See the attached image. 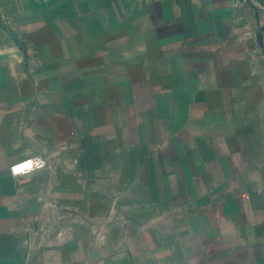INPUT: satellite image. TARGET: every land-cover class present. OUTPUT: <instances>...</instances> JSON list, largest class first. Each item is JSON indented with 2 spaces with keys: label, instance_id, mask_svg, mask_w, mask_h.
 Returning <instances> with one entry per match:
<instances>
[{
  "label": "crops",
  "instance_id": "obj_1",
  "mask_svg": "<svg viewBox=\"0 0 264 264\" xmlns=\"http://www.w3.org/2000/svg\"><path fill=\"white\" fill-rule=\"evenodd\" d=\"M0 25V264H264V0H0ZM103 112L118 161L88 164Z\"/></svg>",
  "mask_w": 264,
  "mask_h": 264
},
{
  "label": "rangeland",
  "instance_id": "obj_2",
  "mask_svg": "<svg viewBox=\"0 0 264 264\" xmlns=\"http://www.w3.org/2000/svg\"><path fill=\"white\" fill-rule=\"evenodd\" d=\"M15 12V11H12ZM23 19H18L16 25L14 27H9V32L14 35V38L16 41H18L20 47L23 50H27V40H26V35L30 36V28L29 26H26L23 22ZM1 26V25H0ZM2 28H5L2 26ZM27 32V33H26ZM24 33V34H21ZM23 35V36H22ZM13 77L15 75H12ZM69 78H72V80H69ZM61 80L65 83L67 80V86L75 83V76L74 75H67L66 77L64 76H59V75H51V74H36L35 75V81H36V97L37 98H44V97H49L50 96V82L52 81H58L61 82ZM69 80V81H68ZM57 82V83H58ZM62 82V85L64 83ZM52 90H56L57 87L54 85L51 87ZM58 93V96H60L59 91H55ZM36 108H40L39 105H36ZM87 119V124L93 125V131L89 136H83L82 139H80V146L83 149V158L84 160L90 164L93 162V159L95 157L98 158V161L100 163H109V164H116L118 159L117 155H115L114 150L117 149L118 143L116 140L108 135V124H107V115L103 112L98 114L97 118V125H94V121L91 119V116L88 115L86 117ZM110 124V123H109ZM121 140V138H120ZM139 155V154H137ZM137 155L132 154V164L133 162L136 161ZM39 157L42 159V164L38 168L44 167L46 164H48V159L45 156H35ZM34 157V158H35ZM136 163V162H135ZM135 171V170H134ZM91 170H86L84 173H91ZM147 175H149L151 172L149 170L145 171ZM133 171L131 172V174ZM137 174V172H134ZM137 176V175H136ZM94 182L91 179H88V185L90 186Z\"/></svg>",
  "mask_w": 264,
  "mask_h": 264
},
{
  "label": "built area",
  "instance_id": "obj_3",
  "mask_svg": "<svg viewBox=\"0 0 264 264\" xmlns=\"http://www.w3.org/2000/svg\"><path fill=\"white\" fill-rule=\"evenodd\" d=\"M28 161H30L31 163H30V165H28L29 167H25V168H23L22 170H17L16 169V166L17 165H14L12 168H13V171L14 172H20V171H24V170H31V168H33L34 167V165L36 164V166H38V165H41L43 162H42V159L41 158H39V157H35V158H30V159H27V160H25V161H23L22 163H25V162H28ZM33 161V162H32Z\"/></svg>",
  "mask_w": 264,
  "mask_h": 264
},
{
  "label": "bare ground",
  "instance_id": "obj_4",
  "mask_svg": "<svg viewBox=\"0 0 264 264\" xmlns=\"http://www.w3.org/2000/svg\"><path fill=\"white\" fill-rule=\"evenodd\" d=\"M26 163H27V165H25L24 168H25L26 166L29 167L28 165H30L31 162L28 161V162H26Z\"/></svg>",
  "mask_w": 264,
  "mask_h": 264
}]
</instances>
